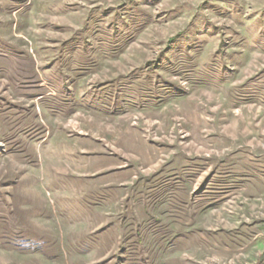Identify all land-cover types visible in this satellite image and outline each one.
Returning <instances> with one entry per match:
<instances>
[{"label": "rangeland", "instance_id": "obj_1", "mask_svg": "<svg viewBox=\"0 0 264 264\" xmlns=\"http://www.w3.org/2000/svg\"><path fill=\"white\" fill-rule=\"evenodd\" d=\"M0 264H264V0H0Z\"/></svg>", "mask_w": 264, "mask_h": 264}]
</instances>
